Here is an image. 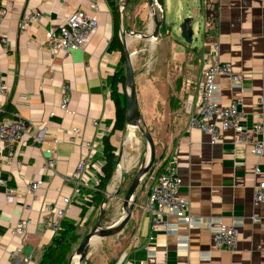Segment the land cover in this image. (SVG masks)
Returning a JSON list of instances; mask_svg holds the SVG:
<instances>
[{"label": "crops", "instance_id": "obj_1", "mask_svg": "<svg viewBox=\"0 0 264 264\" xmlns=\"http://www.w3.org/2000/svg\"><path fill=\"white\" fill-rule=\"evenodd\" d=\"M95 1L99 7L98 31L84 49L67 56L47 48L48 33L64 25L72 11L87 10L88 0H2L8 13L1 23L0 35L8 37V44L5 49L0 42V62L9 95L0 100V105L9 114L30 121L42 138L37 145H31L24 137L11 161H7L10 152L0 147V264H38L54 238L52 231L41 230L46 206L62 204L69 197L71 205L66 220L77 225L82 220V207L97 190L104 163L101 139L112 131L115 123V106L107 78L122 67V62L121 53L111 45L120 0ZM198 1L203 0H164V10H156L159 19L165 20V33L160 34L172 43L163 44L162 49L171 51L170 57L179 63L186 102L194 95L203 64L211 55V45L218 42L220 59L232 65L242 84V88H233L229 81H222V104L240 98L245 125L249 129L258 123L264 126L261 102L264 99V0H212L216 7L214 29L201 35L198 43L187 44L174 32L180 21L176 18L184 17ZM133 3L123 14L124 26L131 33L130 51L135 32L128 27L131 24L128 11ZM200 5L202 14L204 7ZM192 8L195 14L200 12L196 6ZM145 10L149 17L145 23L147 32L153 27V19L149 5ZM28 11L38 12L39 18L22 32L21 21ZM189 51H194L193 57ZM63 83L71 86L70 112L59 107ZM188 120L187 114L172 141L165 166L171 162L177 168L179 193L189 200V213L193 217H216L225 224H230L233 218L243 220L238 230L237 250L217 249L208 229L177 224L174 216L165 217L175 227L174 231H153L145 209L151 189L149 181H145L136 191L137 204L125 227L128 233L123 246L112 254L100 249L95 254V264H264V203L254 200L256 185L264 182V155L255 157L247 145L235 143L236 134L232 130L223 133L219 142L212 145L207 134L188 126ZM73 128L79 133L71 141ZM122 132L116 131L111 136L120 158L117 175L113 177L118 181L121 171L124 179L135 176L147 151V146L139 142L135 148L122 150L119 140ZM87 141L93 142V149L85 146ZM50 159L54 164L45 167ZM83 159L88 160L89 168L84 175L76 177L75 171ZM38 179L43 181V187L37 199H33L28 184ZM8 197L13 201L9 202ZM109 197L111 202H117V214L123 215L122 201L113 195ZM88 210L87 215L92 212L91 207ZM20 221L26 223L24 237L11 233ZM179 236H188L186 247L178 241ZM15 251L20 254L13 255ZM206 252L208 259L203 258Z\"/></svg>", "mask_w": 264, "mask_h": 264}, {"label": "built area", "instance_id": "obj_2", "mask_svg": "<svg viewBox=\"0 0 264 264\" xmlns=\"http://www.w3.org/2000/svg\"><path fill=\"white\" fill-rule=\"evenodd\" d=\"M88 9H76L67 17L64 25L48 33L46 41L47 48L52 51H59L70 56L74 51L84 49L90 38L99 29L98 4L95 0H88ZM8 11L0 0V27ZM39 13L28 11L23 15L20 30L27 31L30 23L37 21ZM151 31V30H150ZM0 42L6 49L8 37L0 35ZM220 45L215 42L211 45V55L202 67V76L196 82L194 95L185 103L188 114V126L197 129L208 135L212 145L217 144L223 133L232 130L236 134L235 143L247 145L250 152L255 157L264 155V126L261 123L249 129L245 123V115L240 109L241 99L236 98L230 104L223 105L221 102L222 81H229L233 88H242L241 78L233 70L230 63L225 62L219 57ZM62 96L60 109L70 112L71 86L63 83L61 86ZM9 95V86L1 75L0 62V100L2 101ZM264 103V99L261 100ZM51 115L54 112L50 113ZM97 125V122H94ZM71 141L76 140L79 130L73 128ZM24 137L28 138L31 145L41 142V132L34 125L16 114H7L6 108L0 105V147L6 148L10 152L7 161H11L16 146ZM85 146L91 150L94 148L92 141L85 142ZM54 164V160H48L44 166ZM89 168L87 159H83L75 171L76 177H81ZM260 172L259 169L256 170ZM43 187L42 180H33L28 184L29 193L33 199H37L38 191ZM180 176L177 168L171 162L164 167L163 171L156 178V182L151 188L146 211L151 219L153 231L164 230L174 231L165 220L167 216H174L177 224L204 227L212 234L214 246L219 250L234 252L238 247V230L243 220L233 218L230 224H225L220 218L209 217L207 219L193 217L189 213V200L179 193ZM254 200L264 203V182L256 185L254 190ZM12 202L13 198L8 197ZM71 199L65 197L62 204L49 203L44 211L41 230H50L57 236L62 229L63 221L66 220ZM256 220V219H253ZM12 235L24 237L26 235V223L20 221L12 230ZM150 239H153L150 236ZM178 241L181 245L187 246L188 236H179ZM20 251H15L13 255H19ZM204 259L209 258V252L204 254ZM28 261L27 258L24 259Z\"/></svg>", "mask_w": 264, "mask_h": 264}, {"label": "rangeland", "instance_id": "obj_3", "mask_svg": "<svg viewBox=\"0 0 264 264\" xmlns=\"http://www.w3.org/2000/svg\"><path fill=\"white\" fill-rule=\"evenodd\" d=\"M147 5V0H134L131 9L128 11L131 17V24L128 27L135 33H146L145 23L149 19L145 10ZM187 15L189 14L185 13L183 16L186 17ZM150 19H153L152 14L150 15ZM177 19L178 17L176 20ZM198 26L199 23L197 22L195 27L198 28ZM174 32L180 34L175 30ZM195 36H199L200 38L198 32ZM132 37L133 41L130 48L131 52L134 54L133 68L136 79L137 97L141 115L154 138L157 155L154 171L151 176L147 175V178L145 177L143 179L137 189L139 191L145 181H149L151 189L159 173L167 163L172 141L186 121L187 114L185 111V103L187 95L184 89L183 77L179 72V63L177 60H173L170 57L171 51L168 52L162 49L163 44H172L168 41L169 39L166 35L162 37V34H160L159 38L151 43L146 42L145 39L135 34ZM199 38L194 41V44L198 43ZM189 53L191 57H193L194 51H189ZM120 139L122 150L130 149L131 147L135 148L137 142L143 146H147L145 138L140 131L135 128H128L122 133H119V140ZM127 140L128 148L126 146ZM131 153H135L133 149H131ZM160 156H163L161 160H159ZM115 175H117V170ZM132 179L133 177H128L127 179L122 178L119 181L112 179L109 188L113 192H117V190L121 188V194H124ZM116 203L110 200L106 205V218L103 222L104 227L114 226L120 221L122 212H120V214L118 212L117 214ZM99 209L100 204L91 210L92 212L86 215V217L77 224L79 243L94 226L99 215ZM127 229L118 236L102 239L97 244L91 246L89 254L90 264H95V254L100 251V249L109 254L119 251L120 247L123 246V238H125L126 233H128ZM79 243H77L71 255ZM73 264H76L75 261Z\"/></svg>", "mask_w": 264, "mask_h": 264}, {"label": "water", "instance_id": "obj_4", "mask_svg": "<svg viewBox=\"0 0 264 264\" xmlns=\"http://www.w3.org/2000/svg\"><path fill=\"white\" fill-rule=\"evenodd\" d=\"M134 2V0H120L119 1V37L122 42L123 55L125 57V93H126V125L130 128H135L140 131L147 143L146 155L143 158L139 169L133 177L130 185L128 186L124 194H113L108 188L106 190L107 195H113L122 201L123 215L118 224L111 227H104L103 222L106 218V199H103L99 209L98 218L92 227V229L81 239L79 245L70 256L67 264H73L75 258H77V264H89V254L91 243L93 241L118 236L123 232L127 224L129 223L132 212L137 204L136 191L139 188L141 181L147 176L151 175L154 171L155 163L157 160L156 145L154 138L149 131L140 111L139 101L137 97L136 79L133 68L134 54L129 50L128 36L131 34L127 30L123 23V14L127 8ZM147 3L152 11L153 15V27L151 31H147L145 34L134 33L140 38L154 42L159 38L161 28L165 25V20H160L156 12L157 9L164 10V0H147ZM204 7V13L201 14V4ZM200 9L198 14H195L193 8ZM190 9V10H189ZM187 10L186 17L178 18L179 24L176 25V29L180 33V38L187 44H193L195 40H198L199 36L195 34L204 35L214 29L216 19V7L213 5L212 0H203L202 2H195L194 5ZM199 23L198 28L195 27L196 23ZM163 156H160L162 159ZM120 162V158H117V165ZM114 179V178H113Z\"/></svg>", "mask_w": 264, "mask_h": 264}, {"label": "trees", "instance_id": "obj_5", "mask_svg": "<svg viewBox=\"0 0 264 264\" xmlns=\"http://www.w3.org/2000/svg\"><path fill=\"white\" fill-rule=\"evenodd\" d=\"M164 26L161 28V33H165L166 29ZM111 45L114 49L121 53L122 62V67L107 78V85L110 88L111 98L115 106V123L112 131L109 134L102 136L101 141L103 146L104 163L101 169L99 184L97 185L95 194L82 207L80 214L82 219L86 217L89 211L88 208L91 207L93 210L98 204L101 206L103 199L107 200L106 204H108L110 201L109 195H107L105 192L110 186L111 181L116 173L118 158V155L116 154L117 148L112 144L111 136L116 131H124L127 128L125 57L123 55L122 42L119 37V19L117 14H115L114 17V35ZM6 113L9 114V111L6 110ZM117 193L121 194V188L117 190ZM77 229L78 227L76 224L67 220L63 221L61 231L57 236H54L52 243L45 248L41 261L38 264H67L73 249L76 247L77 243H79Z\"/></svg>", "mask_w": 264, "mask_h": 264}, {"label": "bare ground", "instance_id": "obj_6", "mask_svg": "<svg viewBox=\"0 0 264 264\" xmlns=\"http://www.w3.org/2000/svg\"><path fill=\"white\" fill-rule=\"evenodd\" d=\"M115 178H116V177H115ZM121 178H122V171L120 172L119 180H120ZM98 242H99V240L93 241V242L91 243V246L97 244ZM74 261H75V263L77 264V258H75ZM74 261H73V262H74Z\"/></svg>", "mask_w": 264, "mask_h": 264}]
</instances>
